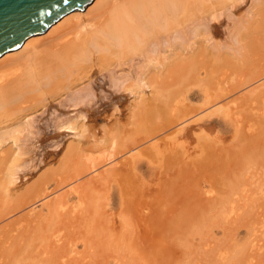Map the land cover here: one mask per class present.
<instances>
[{"label":"rangeland","instance_id":"rangeland-1","mask_svg":"<svg viewBox=\"0 0 264 264\" xmlns=\"http://www.w3.org/2000/svg\"><path fill=\"white\" fill-rule=\"evenodd\" d=\"M234 5L228 23H240V35L233 54L212 59L202 51L185 65L181 78L156 76L159 70L172 69L171 61L162 69H149L148 84H154L144 96L150 100L155 93L153 97L161 95L162 100V95H174L178 107L166 108L167 114L135 109L140 93L128 96L116 85L121 74L132 79L140 74L141 65L129 62L95 66L69 90L62 80L48 85L46 95L39 100L36 96L38 101L16 113L22 158L14 176L0 174V183H5L4 194L0 192V264H264V91L254 89L264 83V0ZM219 18L211 21L217 29L215 42L230 46L234 33ZM206 64L210 77H228L233 84L254 77V83L228 99L249 93L245 102L256 107L248 109L238 99L230 103L228 113L240 131L223 135L226 152L216 149L215 156L197 152L187 157L182 148L187 134L194 141L220 134L217 129L207 135L189 128L223 104L200 109L206 99L184 98L207 87L206 80L191 76L196 73L202 79ZM164 114L182 115L186 121L185 135L175 145L169 141L165 146L164 141L180 126L164 129L169 124ZM157 130L158 136L151 137ZM215 140L221 146L220 139ZM154 143L156 151L150 148ZM205 147L209 149L208 144L200 149ZM221 161L226 169L235 167V172L227 169L233 181L220 172ZM149 166L157 171L149 175ZM180 166L185 172L177 175ZM4 185L14 188L9 190L11 198ZM197 191L193 203L189 195ZM4 213L12 214L2 219Z\"/></svg>","mask_w":264,"mask_h":264},{"label":"bare ground","instance_id":"bare-ground-1","mask_svg":"<svg viewBox=\"0 0 264 264\" xmlns=\"http://www.w3.org/2000/svg\"><path fill=\"white\" fill-rule=\"evenodd\" d=\"M244 1L245 0H92L82 10H73L63 15L59 18L61 20L58 23L56 22L59 19L54 22L56 23L55 25L54 23L50 25L42 34L28 37L16 50L2 54L0 56V147L8 142L11 145L7 148L5 147V150H0V174L3 173V175H8L7 177L12 176L15 172V168H17L18 159L20 162L19 156L22 149L19 151L18 139L21 129L15 126L14 123L16 113H21V111L30 107L25 104L30 103V101L32 103V100L36 101V96L46 95L44 93L47 92L48 89H46V87L48 85L58 84V82L62 80L64 87L66 86L65 88L69 90L73 87H71V85L75 84L76 81H80L84 77H87V74L93 70L95 66L99 68L105 67L106 65L107 67L108 65H115L116 63L124 64L125 62H129L134 65L139 63V67L141 65V72L137 75L138 77L136 76V78L134 77V79H132L130 75L124 74V76L121 74L123 77L118 78L116 80L117 84L115 83L121 88L122 92H126L128 96L135 97L136 95L137 97L140 93L139 102L133 105V107L143 112L151 109L149 114L151 112L154 114L155 112V114L158 113V115L160 113V116L162 113L166 112V108L171 106L176 107L177 105L176 103L174 104L173 100L174 95L172 96V94L170 98L169 95H162L164 98L166 97L162 100L159 98L161 95L153 97L155 93H153V95L151 94V98L153 97L154 100L150 98V101L148 100L149 98H145V90L148 92L149 85L153 86L154 84V82L148 84L149 69H160L166 62L168 63L171 61L173 62L172 69L165 70V72L159 70L158 73L155 72L157 74L156 76L172 79L176 77L181 78L184 76L183 69L185 65H189L197 60V57H199L202 51L203 54L206 53L210 55V57L214 56L216 58L229 52L233 54L232 52L236 50L233 45L238 43L237 35H240L238 34L240 23L234 24L232 22L233 24L231 23L232 25H229L228 22L232 20L233 10L231 9H234V4L238 5ZM252 1L259 3L261 0ZM219 17L227 21L226 28L228 27L229 30L231 29L230 32L234 33L231 36L228 32L229 36H231L230 40L233 42L230 46L229 44L215 42L214 34L217 29L216 25L212 24L211 21L214 19L219 20ZM206 19H208L207 22L205 21ZM229 30L227 29V31ZM214 57L211 58L214 59ZM207 65L208 64H206V67L204 66L205 71L204 69L203 71L205 74L202 79L198 78L199 74L196 75L195 71V75L190 74L193 76L194 79L191 77L193 80H195L196 77L199 81H207V83L205 82V85H207L205 90H203L202 93L188 92L184 98L187 100L198 99L200 97L206 99L203 108L200 109H207L217 104L221 105L219 102H223V104L214 108L215 110L213 109L212 112L204 115L199 122L197 119L196 122L198 123L192 124L189 128L192 130H200L203 134H207V132H216L215 129H217V132L220 134L216 135L215 139H220L221 146H216V140H211L207 137H203L201 140H191L189 137L191 135L186 133L188 135H186L188 141L182 148L184 149L183 154L187 157L195 156L197 152H200L202 156H215L217 153H214L216 149H218V152L220 150L219 153L226 152L224 150L227 149L224 147L227 145L223 143L226 141L225 139L227 136L225 137L223 135L229 134L230 130L235 132L240 131L237 119L229 115V113L232 114L230 103L233 104V102L238 99L240 105L245 104V107L248 109L249 107L253 108L255 106L254 103L252 106L251 103V105L248 104V101V103L245 102V100L248 99L247 95H249V93H246L247 95L241 94L232 100L228 99L234 91L240 90L241 87L251 81L253 82L254 77L251 80L248 79L247 82L233 84L228 77H210L212 75H208L211 71L207 69ZM209 68H211V66ZM259 78H261V76ZM63 80H67V83L66 81L63 82ZM62 83L59 84L63 86ZM56 87H60V85ZM254 89L264 91V83H261L260 86H255ZM255 94L256 92L254 95ZM87 95H89V93ZM41 98L42 96H40L38 100ZM251 98L249 97V99ZM252 100L255 101V98ZM156 101L160 102V104L158 103L159 105L163 104L161 105L163 107L161 108V106L156 104ZM235 104L234 102L233 105ZM238 110L236 109L235 112H238ZM167 113L168 112L165 114ZM165 114L163 116H167L169 124L167 121L168 125H165L164 129L167 127L169 128L170 125H173V127L177 125L180 126H177L178 128H175L169 133L172 136L170 135V137L168 135L170 137L168 141H164V143L166 142L165 146L169 141H171V143H168L169 145H175L177 141L182 140L185 135V127L182 124L186 121L183 119L182 115L171 117V115L168 114V118V115ZM175 123H177L176 126H174ZM161 130H163V128ZM161 130H157L150 136L156 135L157 137ZM167 132H169V129L166 133ZM22 137L23 136H21V138ZM156 137L154 136V138ZM161 139L163 140L164 138L162 137ZM192 139L194 138L192 137ZM181 144L183 145L184 143ZM207 144L209 149H206L207 147H205L204 150L200 149L201 146H207ZM13 145L16 147L14 151L11 149ZM150 148L156 151V143L151 144ZM229 148L232 149V147ZM246 148L248 147H245V149ZM254 148V150L257 149L256 147ZM261 148H264L263 144ZM20 157L22 158V156ZM220 164V172L224 174V177L229 175L227 180L231 181V174L235 172V167L231 165L228 167L231 166L232 169L231 167H227V169L233 171L231 173L227 171L225 167L226 164H224L223 161H221ZM212 166H214V164H212ZM156 171V168L149 166V175ZM183 171V167L180 166L176 174L179 175L178 173ZM1 180L2 179H0V181ZM2 183L4 182L2 181ZM2 183H0V192L3 188ZM5 187H7L5 188L7 189L5 192L8 193L9 190L12 192L11 190L14 189L13 187V189L10 187L8 188V186ZM1 194L4 193L1 192ZM9 194L11 198L12 194ZM182 195L183 194H181V196ZM193 195H189V200L192 199V202L195 203L198 200L197 196H199V191H197L195 196ZM179 200L182 201V197ZM178 202L180 203V201ZM179 207L183 208V206H178L177 208ZM180 210H178V212ZM11 214L12 213H4L2 219H5V217Z\"/></svg>","mask_w":264,"mask_h":264},{"label":"water","instance_id":"water-1","mask_svg":"<svg viewBox=\"0 0 264 264\" xmlns=\"http://www.w3.org/2000/svg\"><path fill=\"white\" fill-rule=\"evenodd\" d=\"M92 0H0V56Z\"/></svg>","mask_w":264,"mask_h":264}]
</instances>
